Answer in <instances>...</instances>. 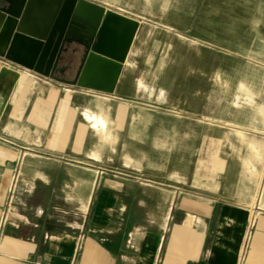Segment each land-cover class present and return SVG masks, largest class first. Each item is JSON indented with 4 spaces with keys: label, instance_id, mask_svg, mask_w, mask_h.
<instances>
[{
    "label": "crops",
    "instance_id": "obj_1",
    "mask_svg": "<svg viewBox=\"0 0 264 264\" xmlns=\"http://www.w3.org/2000/svg\"><path fill=\"white\" fill-rule=\"evenodd\" d=\"M90 1L139 20L140 32L142 15ZM219 1L222 22H232L231 4L239 22L252 4L253 22H264V0ZM137 36L112 94L0 59L19 73L0 115V264H264L263 165L225 161L208 109L192 111L190 130L181 111L159 115L150 136L154 116L123 96ZM262 127L241 125L246 138Z\"/></svg>",
    "mask_w": 264,
    "mask_h": 264
},
{
    "label": "rangeland",
    "instance_id": "obj_2",
    "mask_svg": "<svg viewBox=\"0 0 264 264\" xmlns=\"http://www.w3.org/2000/svg\"><path fill=\"white\" fill-rule=\"evenodd\" d=\"M101 1L128 7L144 17L123 78L128 82L123 96L140 102L136 104V114L154 116L150 136L159 129V115L174 118L181 111L183 130H190L192 111L198 108L195 115L199 117L208 109L213 117L215 146L222 148L225 161L237 165L245 160L261 163L264 180V22H253L255 4L241 6L249 12L248 22L238 21L236 4H231L232 22H222L219 0ZM79 54L63 58L64 74L55 75L68 80L67 72L71 80ZM118 113L126 112L120 108ZM97 121L104 126L103 118L98 117ZM248 121L263 124L254 138H246L241 128ZM222 122H226L225 128L220 126ZM170 125L174 130V123L167 121ZM252 146L262 150L263 155L249 154L247 147ZM156 155L152 150V159H157ZM172 158L167 155L168 162ZM138 177L142 178L141 174ZM260 201L264 207V182Z\"/></svg>",
    "mask_w": 264,
    "mask_h": 264
},
{
    "label": "water",
    "instance_id": "obj_3",
    "mask_svg": "<svg viewBox=\"0 0 264 264\" xmlns=\"http://www.w3.org/2000/svg\"><path fill=\"white\" fill-rule=\"evenodd\" d=\"M139 29V20L90 0H0V59L60 84L112 94ZM77 53L73 78H58L60 60ZM18 76L0 65V115Z\"/></svg>",
    "mask_w": 264,
    "mask_h": 264
},
{
    "label": "flooded vegetation",
    "instance_id": "obj_4",
    "mask_svg": "<svg viewBox=\"0 0 264 264\" xmlns=\"http://www.w3.org/2000/svg\"><path fill=\"white\" fill-rule=\"evenodd\" d=\"M69 22H76L75 20L73 19H70ZM71 30H73L74 28H76V25L75 24H69ZM81 47V46H80ZM79 64H77V67H78ZM64 66H65V62L64 60H60V62L57 64L56 66V69L54 71V74L57 72V73H61V74H64ZM77 69V68H76Z\"/></svg>",
    "mask_w": 264,
    "mask_h": 264
}]
</instances>
